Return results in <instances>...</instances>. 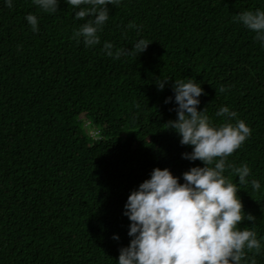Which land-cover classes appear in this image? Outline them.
<instances>
[{"label": "trees", "instance_id": "1", "mask_svg": "<svg viewBox=\"0 0 264 264\" xmlns=\"http://www.w3.org/2000/svg\"><path fill=\"white\" fill-rule=\"evenodd\" d=\"M108 7L101 43L89 48L73 39L86 20H76L78 9L65 0L54 14L33 0H13V7L0 0V264H118L133 239L125 215L132 192L156 168L183 184L185 172L206 166L183 158L193 149L168 125L178 119L173 86L186 78L203 87L199 110L207 109L211 124L239 119L252 129L228 157L251 169L249 183L240 185L232 168L225 176L237 185L245 214L256 217L239 228L262 244L241 264L253 257L264 264V44L235 20L264 10V0ZM29 14L38 17L39 33ZM140 39L150 44L141 55L133 52ZM105 42L129 54L109 57ZM223 106L237 118L218 117Z\"/></svg>", "mask_w": 264, "mask_h": 264}, {"label": "clouds", "instance_id": "2", "mask_svg": "<svg viewBox=\"0 0 264 264\" xmlns=\"http://www.w3.org/2000/svg\"><path fill=\"white\" fill-rule=\"evenodd\" d=\"M65 2L78 9L76 20H86L74 32L73 39L78 44L82 40L91 48L101 43L99 33L110 18L108 6L118 5L122 0ZM5 3L13 7V0H5ZM33 3L43 12L54 14L60 0H33ZM26 19L32 31L39 33L38 17L29 14ZM235 20L255 32V39L264 44V10L241 12ZM129 27L137 26L130 24ZM149 46L146 40L140 39L133 52L141 55ZM103 50L117 60L129 54L124 50L114 51V45L108 42L104 43ZM168 80L157 82L161 91ZM173 91L178 119L168 125L179 134L182 146L193 149L184 153L183 158L192 162L200 160L206 166L185 172L183 184L170 169L156 168L151 178L132 192L125 205V215L132 222L129 236L133 239L129 247L121 249L118 264H241L247 261V253L259 254L262 244L254 231L239 228L245 218L255 223L256 217L245 214L239 189L226 178L225 172L232 168L240 185L249 183L247 177L251 169L247 165L236 168L228 164V157L251 137L252 129L239 119L235 124L229 122L219 127L211 124L207 109L199 110V98L205 93L195 78L176 80ZM171 102L169 97L166 103ZM216 115L229 121L238 116L227 106L221 107ZM251 186L257 192L261 189L258 180H252ZM113 238L120 239L118 235ZM251 264H256L254 257Z\"/></svg>", "mask_w": 264, "mask_h": 264}]
</instances>
